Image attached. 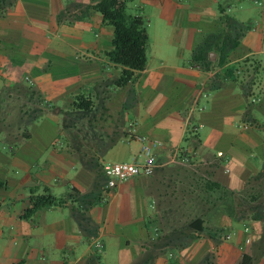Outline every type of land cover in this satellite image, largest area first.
<instances>
[{"label":"crops","instance_id":"1","mask_svg":"<svg viewBox=\"0 0 264 264\" xmlns=\"http://www.w3.org/2000/svg\"><path fill=\"white\" fill-rule=\"evenodd\" d=\"M100 1L0 0V264H264L262 0L235 17L119 0L149 18L122 88ZM137 135L162 143L154 174L108 189L103 164L131 162ZM46 190L63 203L27 217Z\"/></svg>","mask_w":264,"mask_h":264},{"label":"trees","instance_id":"2","mask_svg":"<svg viewBox=\"0 0 264 264\" xmlns=\"http://www.w3.org/2000/svg\"><path fill=\"white\" fill-rule=\"evenodd\" d=\"M119 0H101L93 10L99 12L106 25L113 29L112 49L107 53L109 61L121 67L120 77L115 81L117 87H126L138 73L144 71L148 64L149 36L145 21L140 16L126 14ZM74 106L83 112H91L93 103L80 96L76 98ZM3 183L0 182V189ZM62 200L57 199L46 190L41 196H32L31 207L26 216L31 217L38 211L61 205ZM21 264V263H20ZM242 264H250L245 256Z\"/></svg>","mask_w":264,"mask_h":264},{"label":"built area","instance_id":"3","mask_svg":"<svg viewBox=\"0 0 264 264\" xmlns=\"http://www.w3.org/2000/svg\"><path fill=\"white\" fill-rule=\"evenodd\" d=\"M136 140L140 142L141 150L131 162L103 164L102 169L107 179L108 189H114L119 183L127 182L134 177L154 174L157 167L155 150L161 147L162 143L140 135L136 136ZM97 247L101 249L102 245L98 243Z\"/></svg>","mask_w":264,"mask_h":264},{"label":"rangeland","instance_id":"4","mask_svg":"<svg viewBox=\"0 0 264 264\" xmlns=\"http://www.w3.org/2000/svg\"><path fill=\"white\" fill-rule=\"evenodd\" d=\"M220 3L224 6H226V13L231 16L235 17V15L239 13V11L246 7H253V8H261L258 5H255L253 3V0H220ZM263 6H264V0H262ZM128 15H131V12H127ZM131 13V14H130ZM149 18H145V26L147 27L149 23ZM192 23V22H190ZM194 24V23H193Z\"/></svg>","mask_w":264,"mask_h":264}]
</instances>
